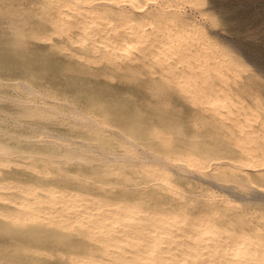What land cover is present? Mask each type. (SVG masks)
<instances>
[{
  "label": "bare ground",
  "instance_id": "bare-ground-1",
  "mask_svg": "<svg viewBox=\"0 0 264 264\" xmlns=\"http://www.w3.org/2000/svg\"><path fill=\"white\" fill-rule=\"evenodd\" d=\"M5 1L0 0L1 8L7 7ZM178 1L8 0L9 48L20 60L34 63L30 49L34 43H43L54 55L61 52L60 57L66 60L63 67L71 77L75 72L96 79L100 75L116 79L138 73L134 78L139 88H151L158 79L165 85L170 78L193 81L188 86H170V91L190 100L194 112L215 123L204 132L198 129L204 118L185 122L179 112L158 117L167 114L164 107L169 98L157 103L154 111L160 112L150 111L144 120L132 118L128 114L132 111L119 109L120 95L117 101L109 102L116 97L113 90L115 97L111 94V99L109 91L105 92L109 94L108 104L102 103L106 96L101 95L88 101L89 107L105 114V118L101 115L104 119L71 102V108L80 114L75 117L76 111L71 113L69 117L78 121L71 125L93 131L99 142L111 136L119 138L125 151L116 153L102 146L107 151L101 147L104 151L99 157L93 154L99 160L91 159V153V161L97 162H90L89 152L86 157L77 147L81 141L77 140V149L72 148V142L66 141L70 139L59 135L57 141L63 138L67 149L59 146V151L53 139V151L37 157V164L27 166L30 171L16 173L0 168V236L8 235V244L0 247V260L4 259L0 264H264V216L259 214L262 207L258 204L264 203V144L250 123L258 116L264 95L255 93L244 112L248 119L242 123L237 115L225 113L232 111L230 104L235 100L232 88L221 83L233 78L228 73L232 57L226 58L205 30L199 36L201 26L180 14L174 7ZM215 1L226 5L223 12L235 17L239 27L264 18V0ZM203 2L213 14L210 0ZM25 64L27 70L31 68ZM37 67L34 70L40 69ZM252 76L251 81L257 84V74ZM17 83L25 85L31 96L38 92L48 97L29 83ZM239 108L246 109L242 104ZM28 109L35 113V107ZM113 113L119 116L113 119ZM224 118L236 120L240 135L221 129ZM184 126L191 129L183 130ZM216 126L225 133L218 131L220 137L212 136L215 143L219 141L214 146L200 135L209 137ZM98 133L107 136L101 134L104 139L100 141ZM1 141L0 157L10 149ZM30 153L26 154L39 156ZM73 153L78 155L76 160ZM75 161L93 170H67L65 165ZM55 174L57 179L51 176ZM51 179L56 182L50 184ZM209 186L218 192H208ZM244 203L248 204L245 208Z\"/></svg>",
  "mask_w": 264,
  "mask_h": 264
},
{
  "label": "rangeland",
  "instance_id": "rangeland-1",
  "mask_svg": "<svg viewBox=\"0 0 264 264\" xmlns=\"http://www.w3.org/2000/svg\"><path fill=\"white\" fill-rule=\"evenodd\" d=\"M258 1L263 2V0H258ZM3 3H4V5H7V7L6 6H3L2 8L0 7V132L2 131L0 133V140H2L1 143L3 142L2 143L3 145L6 143V147L9 145L8 147L10 149L8 150V148H7L6 149L7 154H5V155L3 154L0 157V168L7 170V171H8V169H10L12 171H16V173L28 172V171H30V168H28L27 166L31 165L32 163L37 164L38 161H40V159L39 158L37 159V157H40L41 155L45 156V155L49 154L51 151H53L52 147L55 146V147L59 148V146H61L63 151L65 150V148L67 149V147L65 146L66 141L68 143L72 142L73 146H71L72 145L71 143H69L71 145L68 144L72 148H76V149H77V147H79L80 149L82 148L81 150L79 148L78 149L80 151H83L84 153H82V154L85 155L86 157H87V154L89 152L88 157H87L88 159H90L91 157H92L91 159H93V157H94L93 154L95 156L99 157V154H102V152L100 153V151H104V150L107 151L102 146H104L108 150H110L112 148L111 150H113V152L116 151V153H122L123 151H125L119 142V140H120L119 138H113L111 136L109 139V138H106L107 135L101 133L102 135H105V137H104L98 133L97 137L101 136V138H100L101 140L99 139L100 141H102V139L106 138L104 140L107 143L105 142L106 144L104 143L105 145H103L104 140L102 142L97 141V138L95 137V135H97V134L92 133L93 131L92 132L87 131L89 129L84 128V127H83V129L81 127H78V126L74 127L76 122H78L76 120L74 121V119L76 116H79L80 114L75 109L73 110V107L71 108V106H72L71 104H74V105L77 104V106L78 107L81 106L80 108H83V110H85V108H86V110L90 109V110H87V112L91 113L94 116H96V114H98L100 116L103 115V117L105 118V116H104L105 114L100 112V110H98L97 108H95V109H97L99 113L98 112L94 113V111H97V110H95L92 107H89L88 101L91 102V100L94 97H99L100 95L104 98L106 96V98L104 99L105 101H102V103L104 102V105H105V102L106 103L108 102L107 99L110 100L111 97H113L112 95H114L111 93L112 90L115 91V92L112 91L113 93H116V92L117 93L115 94L116 97L114 95L115 98H112L109 102L115 101V100L117 101L116 98H118V95H120V98H118L119 104H118V102H116L118 104L117 106L119 107L120 110H123V108H125V111H128V112L132 111V113L130 112L128 114L130 116H132V118H135V119H138L136 117L140 116L139 119L144 120L145 117L150 113V111L152 112L155 110L157 103H159V102L163 103V102H165L166 99L169 98L168 105H166L164 107L165 113L167 112V114L163 113L160 116H158V115L153 116L152 115L153 117L158 116V117L162 118L164 116L166 118L172 112H179L178 114H179L180 120H183L185 122L186 121L188 122V120H191V118L193 120H199L201 118H204L198 124L199 131L202 129L207 130L212 124L215 123V121L213 119H208L204 115H202V117H200V114H198L197 112H194L192 110L190 100H187L186 98H183L180 95L176 96V94H178V93H173L174 94L173 95L172 91H170L171 90L170 86H173L176 88L178 87V85H181V84L188 86V85H191L193 83V81L187 82V81H180V80H177L175 78H170V79H167L170 84L167 83L165 85V83L162 80L158 79L159 81L156 82L151 88H146L145 86H140V88H139L137 86L138 81H136V79L134 78L135 76H138L137 75L138 73H134L135 75H131V76H128V75L117 76L116 79H115V77L110 78L108 76L103 75L104 76L103 77L102 75H100L99 78L97 77L98 79H96V78H92L91 76H88L85 74H82L83 75L82 76L81 74L79 75V73L76 74V72H75L72 75L73 77H71V74H69V75L67 74L68 69H67V72L65 70L66 60L63 56H62V58L60 57L62 55V54H60L61 52H59V53L57 52L59 54V57H58L56 52H55L56 55H54L53 50L50 49L46 44H43V43H34L33 48L30 49L32 52L33 58L35 60V62H34V60L32 61L34 63L20 60L17 56L15 57V55H16L15 52L14 51L12 52L9 48L11 29L9 28V25H8L10 23V22H8V21H10V18H9L10 15H8V0H6ZM174 4H175L174 7L179 9V12L182 16H184L188 20H194L197 24H199L201 26L199 28L200 30H198V31H200V34H199L200 37L202 36L201 33L205 30L209 34V36H211L213 39H215L218 42V46L220 47V51L223 54H227L225 57L226 58L232 57L231 59H229V61H230L229 64L231 66V70L228 73L230 75H233V78L221 81V83L228 85V87L232 88L233 96H234L235 100H234V104H230V108L232 109V111L230 112V110H229L225 113L226 114L232 113L231 115H237V117H239V122L242 123L245 119L246 120L248 119V116L244 112L247 111V106L250 105L252 97L257 96V95H255V93H258L260 95V97H263V95H264V18H262L258 22L253 20L249 25L244 26L242 28V27H239L237 25L238 20H236L235 17H233L229 14H225L223 12L224 10L227 9L226 5L219 4V2H216L215 0H210V5L212 7L213 14L208 13V11L206 10V7L204 5L203 0H196V1L180 0L178 2H175ZM1 10H3V11H1ZM259 24H261V28L259 27ZM36 58L39 59V62H37V63H36V61H38V60ZM63 59L65 62L63 61ZM21 62L23 65L21 64ZM25 63H28L29 65L35 64L36 65L35 67L38 66V67H40V69L34 70L35 69L34 65L33 66L30 65L31 68L29 67L30 69H28V70L31 71L32 67H34V69H33L34 71L33 70H32L33 72L31 71L34 74H32L30 71L27 70L28 67H26ZM28 64H27V66H28ZM63 64H65L64 67H63ZM21 65L23 67L25 66L24 69L26 71L23 69V67ZM27 72H28V74L29 73L32 74L31 75L32 77H29ZM35 74H37V75L35 76ZM256 74L258 76V77L256 76L258 80H256L257 84H254L251 81V78L254 77L252 75H256ZM111 79H113V81H109ZM17 81L18 82H20V81L26 82L27 84L29 83V85L34 87L36 91L42 90V92L45 95H47L48 97L44 96V98H43V95L41 93H38V92H34L37 95L36 94L34 95L32 92L31 94H33V95L31 96L29 90H27L26 87L24 88L25 85L24 86H23V84L20 85L19 83H17ZM134 81H135V84H134ZM90 84H91V86H90ZM163 84H164V86H162ZM206 88H209V87H206ZM254 88L258 89V91L255 92ZM154 89H156V90H154ZM47 90H49V91H47ZM101 90H102V92H101ZM152 90L154 92L153 94L151 93ZM78 91H80L79 93H81V94H78ZM107 91H109L110 97L108 96L109 95L108 93H105ZM92 92L93 93L95 92V94H93ZM158 92H160V93H158ZM162 92H164V93H162ZM165 92H167L169 94H167ZM89 93H92V94H90L91 96L89 95ZM39 94H41V95H39ZM53 95H55V96H53ZM88 95H89V97H87ZM164 95H166V96H164ZM49 96L52 98H50ZM149 96L151 98H149ZM25 97H27V98L25 99ZM107 97H109L110 99ZM155 97H156V99H155ZM158 97H160V98H158ZM19 98H21L22 102L20 101ZM170 98H171V100H170ZM58 99L60 100L61 103H59ZM65 100H66V103H65ZM120 100H122V101L124 100V101L122 102ZM141 100H143L144 102ZM23 101H25V102L23 103ZM153 101H155V102H153ZM26 102H28L29 104L28 103L25 104ZM45 102H46V104H45ZM127 102H129V104H131V105L127 104ZM30 103H32V104H30ZM120 103H122V105ZM123 103L125 104V106H123ZM67 104H69V105H67ZM240 104H242L246 109H240L239 108ZM42 105L45 107L46 110L43 111L44 107ZM53 105H56V107L54 106V108H56V109L60 108L61 111H60V109L59 110L53 109ZM32 106L35 107V109L37 110V111L36 110L34 111L35 113H32L33 111L30 112L28 109V107L30 108ZM41 106H42V109H41ZM259 106L261 108L257 112L258 116H255L254 119L250 121V123L253 124L254 129H257L260 132L259 133L261 136L260 140L262 141V144H264V140L262 138L263 137L262 134L264 135V125L261 124V122L264 123V102L262 103V105H259ZM25 107H27V108H25ZM47 107H49L50 111L48 110ZM168 107H169V109H168ZM37 108L38 109L40 108V110H42V111L38 110ZM131 108H133V109L131 110ZM151 108H152V110H151ZM136 109L138 112L136 111ZM160 109H163V107L161 105H160ZM51 110H53V111H51ZM54 110H56V112ZM75 111H76L77 115H75V113H74ZM157 111L160 112L158 109H156V112ZM59 112H61V115ZM57 113H59V114H57ZM71 113H74L75 117H69L70 115L71 116L73 115ZM183 113H184V115H183ZM65 114H67V115L65 116ZM115 114L116 113H113V115L111 114L110 117L115 119V118H117L115 116H119L118 113L116 115ZM98 115L96 118H99ZM103 117L101 116L100 119H104ZM224 122L227 124H225V123H222V125L220 124L222 128L219 127L220 125L218 127L217 126L215 127L216 128L215 133H214V131L212 133V130H210L211 135L209 137L204 138L206 136L202 137V135H200V137L203 138L204 140L208 139V141L211 142V144L214 142L213 145L217 146L219 141L216 140V143H215L213 137L218 134V131H220V134L222 135L226 131L231 132L232 130H234V135H240L238 127L235 125V123H236L235 119L233 121L232 119L224 118ZM72 123H75V124L71 125ZM189 127L190 126H188V127L184 126V127H182V129L185 128L183 130H190L191 127H190V129H189ZM215 128L213 127V129H215ZM219 128H221L222 130L225 129V130H223L225 132H223ZM209 129H212V127H210ZM206 130L204 132H206ZM3 131H5V132H3ZM8 133L11 134L12 136L9 135ZM59 135L61 137H64V138H69L70 140L65 141L63 138H62L63 140L60 138L59 139L60 141L58 142L57 141L58 138L56 136H59ZM218 136L220 137L219 134H218ZM195 137L198 138V136H195ZM200 137H199V139L202 140ZM82 138H84V139H82ZM111 138H112V140H111ZM49 139H51L52 142H51V140L49 141ZM53 139H55L57 141V143L54 144L53 142H55V140H53ZM73 139L76 141L78 140L79 142L81 141V142L79 143L78 141L77 142L73 141ZM80 139H82L83 142L85 140V143H82V140H80ZM108 140H110V142L112 141L114 144H112V143L110 144L108 142ZM45 141H47V144L48 145L50 144V145L46 146ZM114 141H116V142H114ZM43 142L45 143L46 147L42 144ZM64 142H65V144H64ZM52 143L54 144V146L52 145ZM78 143L80 146L78 145ZM89 143L91 145L92 144L93 145L91 146V145H89ZM98 143H100L102 145H99ZM76 144L78 145L77 147H76ZM115 144L117 145V147L113 146ZM81 145H82V147H81ZM88 145H89V147H88ZM85 146H86V148H85ZM121 147L123 150L120 149ZM50 148H52V149L50 150ZM57 148H55V149L58 150ZM61 148H59V151L62 150ZM83 148H85V149H83ZM94 148H96L95 150H99V151H95ZM158 148L161 149V151L164 150V147H158ZM7 150L9 151V155H8ZM29 150H31L30 151L31 153L29 152ZM86 150H88V151H86ZM35 151H37L38 153ZM43 151H45V152H43ZM47 151L49 153H47ZM40 152H42V154H40ZM222 152H223V150H220V153H222ZM22 153H23V155H22ZM26 153H30V154H34V155L37 154L39 156L35 155L33 157L31 155H27ZM24 154L26 155V157ZM90 154H91V157H89ZM72 155L73 156L75 155L74 160H76L78 155L75 153H73ZM72 157H71V159H72ZM98 157H94V158L96 160L97 159L99 160ZM91 159H90V162H97L94 160L91 161ZM109 162L111 163V161H109ZM115 162H116V165L119 164L118 163L119 161H112L113 164H115ZM18 163H20V164L22 163V165H20ZM75 163H70V164L67 163L68 166L65 165L66 169L70 170L72 172H74V171L77 172V171L81 170V168L83 171H85L87 168L93 170V167H91V168H90V166H87V167L83 166L82 167V166L78 165L76 161H75ZM95 166H97V165H95ZM48 168L53 169L51 165H48ZM91 170H90V173H92ZM25 174L27 175V178H31L30 176H28L29 173H25ZM20 176H22V175H20ZM51 176H53V178L57 179L56 174L51 175ZM52 180L53 179L50 180V184H52L51 183ZM54 181H52V182H54ZM226 182H229V181H226ZM257 182H259V181H257ZM209 191H215V194H216L218 192V188L216 189L214 187L212 188V186H209L208 192ZM258 204H260L262 207V209L259 211V214L261 216H264V203L260 202ZM245 206H248V204L244 203L242 207L245 208ZM6 236H8V235L5 234V236H3V237L0 236V247H4V246H6V244H8V242H7L8 237H6ZM6 257H8V255ZM2 262H4V259L0 260V263H2Z\"/></svg>",
  "mask_w": 264,
  "mask_h": 264
}]
</instances>
